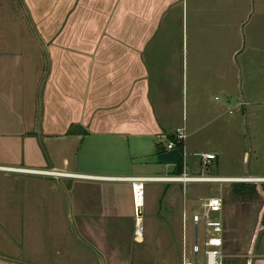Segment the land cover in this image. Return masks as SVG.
Instances as JSON below:
<instances>
[{"label":"crops","instance_id":"0c3cea01","mask_svg":"<svg viewBox=\"0 0 264 264\" xmlns=\"http://www.w3.org/2000/svg\"><path fill=\"white\" fill-rule=\"evenodd\" d=\"M16 1L18 7L17 4L15 7L18 10L20 6L34 37L25 39V44L19 42L20 46L8 41L5 42L10 45L0 42V76L4 78V81H0V97H5L7 114L5 119H0V126L8 123L19 126L22 122H28L33 127L32 134L41 137L47 145L48 167L0 164L1 167L81 177L84 175L72 170L56 169L52 158L56 154L61 158H75L81 143L84 144L89 138L112 141L129 160L156 153L157 145L165 150L168 136H172L174 130L179 128L171 122L173 80L178 76V62L182 66L185 62L206 61L201 55V49L205 47L219 46L226 56L225 62L236 66L235 87L239 98L234 109L239 108L242 114L245 106L264 109V0ZM179 1L181 42L174 40V43L173 39L162 37V32L166 35V24L178 18L175 7ZM214 37L217 39L212 40ZM27 45L30 46L28 53L22 51L23 46L26 48ZM208 59L210 62L211 57ZM31 60L34 61V71L37 72L42 63L45 64V71L38 90V75L32 73L28 91L32 94L39 92L40 104L38 108L33 106L32 113L26 119L19 100L11 95L24 93L29 85H24V81H19V78L22 76L24 80L23 73L29 67L27 64H33ZM226 91L227 98H231L232 90L226 87L224 93ZM213 100L217 101L215 97ZM36 109L38 114H35ZM70 129L73 130L71 134L68 133ZM167 129L171 132L168 133ZM0 136L13 139L22 136V133L5 132L0 133ZM160 139L166 141L165 145L158 142ZM75 143L79 147H75ZM212 154L216 160V155ZM129 171V175L109 178L119 181V178L128 177H160ZM56 175L55 179H70ZM212 177L224 180L221 182L244 180L239 176ZM33 191L38 193L35 188ZM99 203L102 212L106 211L104 203ZM135 203L140 207L138 199ZM21 204L24 208L25 204ZM88 206L78 203L74 210L76 222L103 223L109 217H116L114 214L98 215L88 210ZM14 207L17 205L13 206L12 202L0 204V223H18L19 210ZM47 207L44 201L33 199L21 212H27L33 223H45L51 221L50 214L54 212H50ZM263 213L264 210L259 219L261 240L251 250L250 257L257 259L253 264H264ZM5 234L0 231V264H35V250L25 258L18 257L19 252H22L17 247L18 236ZM136 234L141 237L139 219ZM222 241L225 258L223 235ZM5 245L9 246L8 250L3 248ZM59 252L55 250L51 255H59ZM50 256L47 254L45 259L37 260V264H54Z\"/></svg>","mask_w":264,"mask_h":264},{"label":"rangeland","instance_id":"374dc122","mask_svg":"<svg viewBox=\"0 0 264 264\" xmlns=\"http://www.w3.org/2000/svg\"><path fill=\"white\" fill-rule=\"evenodd\" d=\"M180 3L175 7L178 18L166 24V35L162 32V37L173 39V42H181ZM15 4L16 0H0V42L25 44V39L34 36L20 6L17 10ZM215 39L217 37L212 38ZM29 49L30 46H23L22 51L28 53ZM201 55L206 61L185 62L182 66L179 61L178 76L173 80L171 122L173 126L183 127L182 162L188 175L239 176L246 180L188 183L184 186L165 182L143 183L139 237L136 234V209L130 184L123 181L118 183L121 180L112 181L109 177L129 175V169L133 174L143 176H168L171 166L131 164L133 158L129 160L112 141L96 138L86 139L84 144L81 143V148L75 143V147H79L75 158H61L59 154L52 158L56 169L72 170L84 175L81 177L55 179V176L46 175L47 178H38L15 171L27 169L0 166V204L12 202L13 206L17 205L14 209L19 210L18 223H0V231L4 236L5 233L18 236L17 247L23 252H19L18 257L25 258L35 250L34 261L37 264V260L45 259L47 254L50 256L53 251L59 250V255L50 256L54 264H181L182 249L187 259H191L188 253L192 243L191 215L200 213L204 199L220 197L226 255L223 264L256 262L257 259L250 256L251 250L261 240L259 219L264 210V179L257 178L264 177V109L245 106L244 114L240 113L239 108L234 109L239 98L235 87V64L225 62L226 56L217 45L202 48ZM31 61L33 64H27L29 67L23 73L24 80L22 76L19 78L24 85L29 84L25 92L11 95L19 100L26 119L32 113L33 106L38 108L40 104L39 92L32 94L28 91L32 73L38 75V79L35 78L38 90L45 71L43 63L37 72L34 71V61ZM3 79L0 76V81ZM226 87L232 90L231 98H227V91L224 93ZM4 98L0 97V119L7 116ZM35 114H38L37 109ZM170 129L166 131L170 133ZM14 131H20L22 136L13 139L0 136V164L48 167L47 145L41 137L32 134L33 127L28 122H22L19 126L9 123L0 126V133ZM158 142L165 145L166 141L160 139ZM208 152L214 153L216 160L203 165L199 155ZM62 163L66 166H61ZM254 178L258 180H250ZM238 182L255 185L257 196L246 203L231 199L230 185ZM34 188L38 193L35 194ZM33 199L44 201L50 212L54 210L50 214L51 221L33 223L27 212H21ZM100 201L106 208L104 212L100 208ZM21 203L25 204L24 208ZM78 203L90 205L88 210L98 215L114 214L116 217H113L114 220L109 217L103 223L76 222L74 210ZM3 248L8 250L9 246ZM198 257L200 262L201 255Z\"/></svg>","mask_w":264,"mask_h":264},{"label":"built area","instance_id":"2783aa9c","mask_svg":"<svg viewBox=\"0 0 264 264\" xmlns=\"http://www.w3.org/2000/svg\"><path fill=\"white\" fill-rule=\"evenodd\" d=\"M172 137L176 141L184 140L183 127L176 128ZM174 148L172 143L168 142L165 146V150ZM182 152L180 158L182 159ZM203 165L208 164L209 161L214 160L215 156L212 153H202L199 155ZM182 173L180 176H160V177H128L119 178L121 181L128 182L130 184L131 196L133 199L134 191H140L142 194L143 183H175L184 186L188 183H221L213 180L209 176H189L186 173V168L182 162ZM15 170V169H14ZM19 170V169H17ZM27 174L37 175H50L59 174L68 178H74V174H60L54 172H43L34 170H19ZM74 176V177H73ZM80 176V175H79ZM221 199L219 197H209L202 201L200 205V213L192 214L190 222L192 225V243L190 245L188 253L191 259H187L184 250L181 252V264H221L224 255L222 250V235H223V223L221 216ZM136 209V208H135ZM200 227V234H199ZM201 255V261L199 262L198 255Z\"/></svg>","mask_w":264,"mask_h":264},{"label":"trees","instance_id":"16d2710c","mask_svg":"<svg viewBox=\"0 0 264 264\" xmlns=\"http://www.w3.org/2000/svg\"><path fill=\"white\" fill-rule=\"evenodd\" d=\"M68 133L70 134L73 133V130L70 129ZM167 139H168V142L172 143L174 148H177L180 151V153L182 152V147H183L182 141H176L172 136H168ZM156 151L162 152L163 147L160 145H157ZM182 168H183L182 159L180 158L179 163L176 166H172V170L169 176H180L182 173ZM256 192H257V189L255 185L247 184L243 182L232 183L229 189V194H230L231 199L237 202H241V203H246V202L253 200L257 196Z\"/></svg>","mask_w":264,"mask_h":264},{"label":"water","instance_id":"95a60500","mask_svg":"<svg viewBox=\"0 0 264 264\" xmlns=\"http://www.w3.org/2000/svg\"><path fill=\"white\" fill-rule=\"evenodd\" d=\"M180 151L177 148H171L169 150H163L162 152H156L151 155L133 158L131 164L134 165H165L176 166L179 163ZM136 219L140 217L138 209L135 210Z\"/></svg>","mask_w":264,"mask_h":264},{"label":"bare ground","instance_id":"6f19581e","mask_svg":"<svg viewBox=\"0 0 264 264\" xmlns=\"http://www.w3.org/2000/svg\"><path fill=\"white\" fill-rule=\"evenodd\" d=\"M15 171H19V170H15ZM53 175H56V174H53ZM244 180H246V179H244ZM244 180H242V181H244ZM213 181L221 182V181H224V180L218 178L217 180H213ZM251 181H256V180H251ZM136 199L139 200V205H140V207H142V205H143V197H142V194H141V192L139 190L138 191L135 190L134 194H133L134 206H135L136 209H139L140 207H137L136 203H135ZM137 222H138V218H137Z\"/></svg>","mask_w":264,"mask_h":264}]
</instances>
